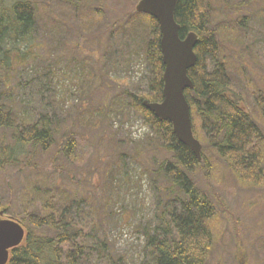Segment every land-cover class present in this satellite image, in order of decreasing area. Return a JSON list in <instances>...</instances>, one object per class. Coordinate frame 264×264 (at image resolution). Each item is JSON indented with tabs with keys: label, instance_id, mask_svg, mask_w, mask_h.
Wrapping results in <instances>:
<instances>
[{
	"label": "trees",
	"instance_id": "trees-1",
	"mask_svg": "<svg viewBox=\"0 0 264 264\" xmlns=\"http://www.w3.org/2000/svg\"><path fill=\"white\" fill-rule=\"evenodd\" d=\"M59 1L69 4L72 1L71 9L75 11L81 2ZM217 1L226 3V0ZM209 2L180 0L175 10L180 38L189 33L198 37L194 48L196 64L188 71L193 90H185L184 95L190 108L193 136L201 144L200 162L176 139L169 122L157 119L143 106L144 101L163 100L161 34L158 23L147 15L133 12L115 22L123 33L142 35L137 39L138 49L148 68L143 89L132 92L117 85L121 89L109 99L110 109L106 111L104 104L96 110L90 109L88 114L89 122L98 125L101 118L111 120L130 111L141 118L153 136L145 145L149 151L138 147L134 151V158H145L143 172L149 174L154 201L151 221L140 228L145 244L137 264H207L213 248L211 225L216 209L196 184L195 177L197 172L210 175V155L226 163L242 186L257 187L264 183V133L257 122L262 118L264 124V97L261 94L255 97L259 115L255 119L233 90L217 39L224 30L239 34L245 20L239 26L235 22L219 23V10L215 13L217 6L214 8ZM241 2L238 8L247 6ZM233 5L222 8L231 9ZM38 12L37 5L29 0H0V130L3 132L0 167L18 166L21 163L18 158L25 154L32 158L37 152L48 154L52 148L57 150L54 147L57 115L52 98H48L50 93L43 86L47 84L45 77L39 68L31 76L29 71L25 73L29 66L39 63L41 55L37 54L44 51V43L36 36L41 25ZM114 50L113 46L107 55ZM83 66L90 68L89 64ZM77 80L81 81V77ZM24 92L32 103L39 105V110H29L31 103L24 101ZM79 120H85V116ZM75 146L74 141L67 142L63 149L66 158H71ZM125 157L124 153L119 154V164ZM29 162L28 159L25 166ZM52 165L55 166V161ZM51 180L42 174L32 177L20 192L18 211L12 217L21 223L26 234L24 241L9 251L7 264H89L92 259L104 264L133 263L125 256L114 254L106 241L101 240L100 224L90 216L92 210L87 212L69 191L55 186ZM12 207L10 201L4 204L0 198V211L9 210L11 214Z\"/></svg>",
	"mask_w": 264,
	"mask_h": 264
},
{
	"label": "rangeland",
	"instance_id": "rangeland-1",
	"mask_svg": "<svg viewBox=\"0 0 264 264\" xmlns=\"http://www.w3.org/2000/svg\"><path fill=\"white\" fill-rule=\"evenodd\" d=\"M29 1L38 7L41 25L36 36L44 43V51L37 54L41 55L39 63L29 66L25 73L29 71L31 76L39 68L48 84L43 86L50 93L48 98H52L57 115V150L52 148L48 154L37 152L32 158L25 154L18 158V166L0 167V198L13 206L11 214L8 210L2 218H13V212L18 211L19 194L30 178L46 175L55 186L69 191L87 212L92 210L90 216L100 224L99 236L114 254L137 264L145 244L140 228L151 221L154 201L149 174L143 172L145 158H134V151L137 147L147 149L145 145L153 136L141 118L130 111L111 120L101 118L98 125L89 122L88 114L90 109L104 104L108 111L109 99L118 94L121 86L133 92L145 85L143 78L148 76V68L137 40L142 35L138 32L130 36L129 31L123 33L115 24L135 11L138 0H81L77 11L71 9L72 1ZM209 1L214 8L217 6L215 13L219 10V23L235 22L239 26L245 20L239 34L224 30L217 39L233 90L259 119L254 100L259 94L264 97V0ZM240 1L247 6L238 8ZM226 4L235 5L222 8ZM113 46L116 50L107 55ZM128 54L131 57L127 58ZM79 77L81 81L77 80ZM22 95L24 101L31 103L29 110H39V105L32 103L25 92ZM84 116L85 120H79ZM257 122L264 133L262 118ZM68 141L76 145L71 158L63 152ZM121 153L126 157L119 164ZM210 158V175L197 172L195 177L216 209L211 225L213 248L207 264H264V183L242 186L226 163L213 155ZM28 159L29 166H25ZM89 264L104 263L92 259Z\"/></svg>",
	"mask_w": 264,
	"mask_h": 264
},
{
	"label": "water",
	"instance_id": "water-1",
	"mask_svg": "<svg viewBox=\"0 0 264 264\" xmlns=\"http://www.w3.org/2000/svg\"><path fill=\"white\" fill-rule=\"evenodd\" d=\"M180 0H139L135 12L148 15L157 21L160 29V51L164 66L163 100L160 103L143 102V106L157 119L172 125L176 139L201 161V144L192 133L190 108L185 90H193L188 71L196 64L194 48L198 37L190 33L180 38V26L175 21L176 5ZM0 212V264H7L9 251L25 239V229L12 218L3 219Z\"/></svg>",
	"mask_w": 264,
	"mask_h": 264
}]
</instances>
